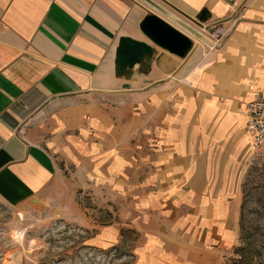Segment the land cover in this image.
I'll use <instances>...</instances> for the list:
<instances>
[{
    "label": "crops",
    "instance_id": "crops-1",
    "mask_svg": "<svg viewBox=\"0 0 264 264\" xmlns=\"http://www.w3.org/2000/svg\"><path fill=\"white\" fill-rule=\"evenodd\" d=\"M154 1L168 14L143 0H0V201L95 227L89 207L116 206L96 244L130 225L151 264H188L181 237L213 255L235 237L231 191L254 152L245 105L264 94V0ZM153 13L193 40L190 53L157 48L147 73L116 77L120 38L150 43ZM216 25L233 30L213 50L189 30Z\"/></svg>",
    "mask_w": 264,
    "mask_h": 264
},
{
    "label": "rangeland",
    "instance_id": "rangeland-1",
    "mask_svg": "<svg viewBox=\"0 0 264 264\" xmlns=\"http://www.w3.org/2000/svg\"><path fill=\"white\" fill-rule=\"evenodd\" d=\"M62 168L71 178L69 169ZM62 187L64 194L63 191H67L71 184L62 183ZM81 192L78 190L77 196ZM232 193L239 209L235 237L220 243L219 254L216 245L214 255L212 247L206 245L202 237H181L179 249L188 259V264H230L235 250L247 239L255 244L253 250L246 254L249 264H264V148L256 151L254 147L238 188ZM89 208L92 214L88 216H95L99 226L116 220V206L111 207L107 215L103 207ZM97 227L77 224L60 214L55 206L45 208L35 204L26 209L8 207L0 201V264H151L150 255L142 253L149 248V239L142 237L130 225L122 229L121 237L112 240L113 243L98 244L93 240V234L99 231ZM177 241L174 237L166 240L170 251L178 248Z\"/></svg>",
    "mask_w": 264,
    "mask_h": 264
},
{
    "label": "water",
    "instance_id": "water-1",
    "mask_svg": "<svg viewBox=\"0 0 264 264\" xmlns=\"http://www.w3.org/2000/svg\"><path fill=\"white\" fill-rule=\"evenodd\" d=\"M143 1L157 9L158 12L168 14L164 7L156 1ZM207 14V11L200 13L201 21H206ZM141 30L151 44L131 37L120 38L115 58L116 77L132 79L136 67H139L137 73H147L157 53V48L178 58H185L192 49L193 40L157 14H148L141 24ZM189 30L203 42L212 44L200 31H194L191 28ZM34 202L40 204L37 200Z\"/></svg>",
    "mask_w": 264,
    "mask_h": 264
},
{
    "label": "built area",
    "instance_id": "built-area-1",
    "mask_svg": "<svg viewBox=\"0 0 264 264\" xmlns=\"http://www.w3.org/2000/svg\"><path fill=\"white\" fill-rule=\"evenodd\" d=\"M232 30L233 26L223 27L216 25L208 33L200 31L212 44L201 41L209 50L220 48L229 38ZM245 107L249 114L246 132L253 137L255 150L258 151L264 148V94H256L251 101L246 103Z\"/></svg>",
    "mask_w": 264,
    "mask_h": 264
},
{
    "label": "trees",
    "instance_id": "trees-1",
    "mask_svg": "<svg viewBox=\"0 0 264 264\" xmlns=\"http://www.w3.org/2000/svg\"><path fill=\"white\" fill-rule=\"evenodd\" d=\"M248 241L241 242V245L235 250L233 259L230 260V264H249V257L246 255L255 244L251 242L249 239Z\"/></svg>",
    "mask_w": 264,
    "mask_h": 264
}]
</instances>
